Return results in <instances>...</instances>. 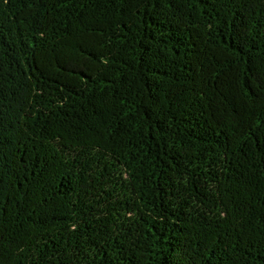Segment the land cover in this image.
<instances>
[{
  "label": "trees",
  "instance_id": "trees-1",
  "mask_svg": "<svg viewBox=\"0 0 264 264\" xmlns=\"http://www.w3.org/2000/svg\"><path fill=\"white\" fill-rule=\"evenodd\" d=\"M0 264H264V0H0Z\"/></svg>",
  "mask_w": 264,
  "mask_h": 264
}]
</instances>
